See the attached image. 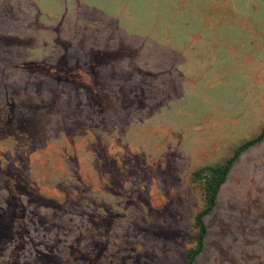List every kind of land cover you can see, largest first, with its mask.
<instances>
[{"label":"rangeland","instance_id":"374dc122","mask_svg":"<svg viewBox=\"0 0 264 264\" xmlns=\"http://www.w3.org/2000/svg\"><path fill=\"white\" fill-rule=\"evenodd\" d=\"M189 261L264 264V0H0V264Z\"/></svg>","mask_w":264,"mask_h":264},{"label":"trees","instance_id":"16d2710c","mask_svg":"<svg viewBox=\"0 0 264 264\" xmlns=\"http://www.w3.org/2000/svg\"><path fill=\"white\" fill-rule=\"evenodd\" d=\"M198 225H199V228L200 230L203 232L204 231V227L203 225L201 224L200 221H198ZM199 248H197L194 252H193V255H195L197 252H198ZM189 264H191V261H189Z\"/></svg>","mask_w":264,"mask_h":264}]
</instances>
